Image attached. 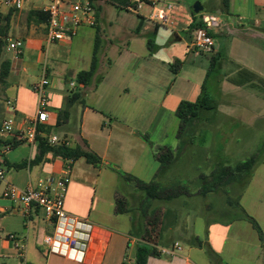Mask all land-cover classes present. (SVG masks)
<instances>
[{
	"label": "crops",
	"instance_id": "obj_1",
	"mask_svg": "<svg viewBox=\"0 0 264 264\" xmlns=\"http://www.w3.org/2000/svg\"><path fill=\"white\" fill-rule=\"evenodd\" d=\"M103 2L99 0L95 6L94 26L82 25L71 38L50 43L45 40V24L27 18L29 10H39L40 0H26L20 10L0 5V26L7 27L6 38L24 41L20 55L5 48L2 57L9 60L10 69L5 82H0V150H4L6 169L5 181H0V264H41L42 255L45 256L42 264H136L138 248L153 246L143 237L148 229L147 218L151 215H156L161 224L156 246L178 242L181 248L173 256L150 254L146 264H264V191L258 187L264 184V155L257 158L250 176L245 173L229 175V180L224 179L211 190L205 189L209 182H206L207 176L200 173L196 188L167 187L165 189L170 190V194L165 195V202L158 205H153L152 201H159V193L158 197L151 198L141 192L139 200L142 203L137 204L128 194L129 188L119 191L118 171L132 174L145 184L156 185L159 182L163 186V168L167 171L178 159L181 135L177 106L164 107L178 78L167 63L176 61L178 57L177 52H169L164 60L159 55L162 49L159 42H153L155 49L147 44L145 52L120 50L116 61L107 59L110 39L106 34L100 38L91 30V27L99 26L100 3ZM240 2L229 0L225 11L232 12ZM145 10L147 12L141 14L140 27L151 29L149 20L156 25L157 32L159 24L149 18L150 10ZM200 19L205 22L204 26L214 42L213 50L203 53L209 58L201 60L200 67L206 73L212 56L216 58L214 69L221 71L227 61H231L234 67L231 73L225 69L222 78L212 80L211 75L203 78L206 95L208 89L215 90V106L198 111L197 117L188 123L186 141H182V147L190 150L203 134L222 138L225 145L219 149L222 162L218 157L217 165H211V175L221 163L224 166L236 165L263 149L264 19L250 18L246 26L214 12H204ZM174 31L173 39L183 41L180 36L183 30L177 28ZM223 34L225 36L217 37ZM96 38L95 71L90 82L80 88L72 78H76L79 71L90 68ZM61 47H66L64 60L60 59ZM188 47L194 49L192 45ZM47 53L51 57L50 62ZM199 55L202 54L197 50L191 54L193 57ZM44 70L50 81L47 87L50 114L48 122L39 126L41 132L38 134L46 137L55 134L58 142L67 145L80 144L96 152L104 162L101 167H94L84 158H78L70 164L64 208L95 225L82 262L51 254L46 247L41 252L39 244L44 245L43 238L52 229L43 218L41 209L26 212L22 206L13 204L2 195L6 182L23 188L29 182L47 176L60 177L68 164L67 160L51 152H46L36 161L38 141L26 142L18 137L20 130L26 128L29 119L35 115L37 94L33 85ZM241 71L242 76L227 80L232 73ZM102 74L104 76L98 79ZM75 94L72 101L71 96ZM200 94L201 90L192 102ZM113 98L116 100L112 111L97 107L102 99L109 104ZM7 101L11 102L13 110ZM236 105L240 107H234ZM148 107L154 108V118L159 117L158 120L165 115L167 121H171L170 128L167 122L156 131L151 129L153 123H150L145 128L147 134L141 135L134 124L138 122L140 126ZM104 112L111 115L108 124L104 120ZM7 116L15 120L11 133L1 130V121ZM224 121L230 125L220 134V124ZM110 144L113 151L109 150ZM233 145L234 150H229ZM165 147L171 150L172 160L161 169L157 155ZM212 148L216 154L214 144H211L209 153ZM240 154L244 155L238 159ZM150 169L151 174L145 176ZM223 194L226 195L224 198ZM118 206L122 210H118ZM248 216L256 221L257 228ZM9 233L17 234L24 241V258L17 255L13 242L7 238ZM125 244H129L134 257L124 256L128 250Z\"/></svg>",
	"mask_w": 264,
	"mask_h": 264
},
{
	"label": "rangeland",
	"instance_id": "obj_2",
	"mask_svg": "<svg viewBox=\"0 0 264 264\" xmlns=\"http://www.w3.org/2000/svg\"><path fill=\"white\" fill-rule=\"evenodd\" d=\"M171 2L174 6L173 12L171 19L173 20L172 24L169 25H158V31L155 32L156 25H154L151 21L149 22V25L151 26V29L146 28L145 26L140 27L139 21L141 20V14L144 12H147L145 9L148 8L150 10V6L147 4H144L143 7L138 10V11H133L131 9H126L124 7H120L114 3L105 1L103 3H100V23L98 27H91V30L96 33L100 38L103 37L104 34L107 35V38L110 39V47H107V59H115L117 60L116 54L118 51H129V50H136L138 53L140 52H145L148 50L147 44L151 46V49H155L156 47L152 46V43L156 42V44L159 42V45L161 46L162 49H160L161 55L164 60H166L164 57L169 53V52H177V60L172 61L168 66L170 65L171 71L173 73H177V81L174 85V88H172V91L170 93V96L166 100V104L164 107H178L180 102L182 101H188L192 102V99H195L197 94L199 93V90H201L203 81L208 77L207 73H205L206 70L202 69L199 65V62L201 60H208L209 55L205 56L203 55V51L196 49H189L188 45H192L193 42V18L194 19H200V15L204 12H214L217 13V15H223L226 17H229L238 23H242L245 26L248 24V20L250 18H261L264 19V0H245V3L241 0L240 4H237L235 9L230 12V10L227 12L225 11V8L221 5L220 0H167ZM99 0H93L94 7L98 4ZM199 2V4L202 6V10H200L198 13H194L193 11V5ZM254 4H257L254 6ZM96 8V7H95ZM228 9V7H227ZM140 12V13H139ZM238 15H240L241 19L238 18ZM192 17V18H191ZM154 21V20H153ZM155 22V21H154ZM157 23V22H155ZM158 24V23H157ZM177 28H181L183 30V33H180L181 37H183V41H176L173 38V33L175 32L174 30ZM182 32V31H181ZM138 34L137 36H128V35H135ZM127 36V37H126ZM225 36L223 35H217V37ZM173 39L172 41H169L171 43H168V40ZM64 44V43H62ZM101 45H103V41L101 42ZM5 48L6 44L3 47V55L5 53ZM102 48V47H101ZM146 48V50H145ZM199 52L202 55L193 57L191 54H194L195 52ZM61 60H64V57L66 56V47H61ZM105 51V48H104ZM103 51V52H104ZM206 54V53H205ZM48 57V53H47ZM198 57V59H197ZM51 57H48V61L50 62ZM117 66L120 67V64L117 63ZM202 69V70H201ZM231 73V71L234 69L233 63L230 61H227L226 67L225 65L219 71L218 68L213 69L212 71L209 72V75L212 76V80L215 78H222L224 71ZM211 73V74H210ZM232 77L230 79H227L228 81H232V79L237 77L242 76V71L240 73H232ZM103 74L98 77L100 79ZM203 78H205L203 80ZM76 85H78L80 88H83V85L80 84L76 78H72ZM208 84V83H207ZM208 89V88H207ZM206 89V90H207ZM255 91H257V88H254ZM248 91V90H245ZM254 91V90H250ZM208 97H211L213 99L215 90L213 89H208ZM114 94V92H113ZM234 97L235 95L232 94ZM239 97V95H237ZM116 100V99H115ZM115 100L114 98L112 99V102L107 104L104 102V99L97 105V107H105L108 108L112 111L113 107L115 106ZM99 102V101H98ZM227 104H224V107H226ZM234 107H240L238 105ZM154 108L148 107L145 112V117L142 119L140 122V126H138V122L134 124V127L138 129L139 133L141 135H146V130L145 128L147 125L150 123H153L151 129H154L158 131L165 123L168 122V126L170 128L171 121L168 120L167 118L164 117L160 120L159 117L154 118ZM11 114V113H10ZM105 116V122L106 124L109 123V118H111V115L107 114L104 112ZM144 125V126H143ZM174 125V123H173ZM230 125V122H221L220 124V134L223 133L224 129L228 128ZM147 129V128H146ZM229 130V129H228ZM180 131V129H179ZM187 131H188V126L186 124L185 129L183 130V133L181 132V141H180V147L181 149L179 150L178 153V159L175 161L174 165L172 168L168 169L166 171V168H163V178L162 180L165 182L163 183V186L161 183L157 182L156 185L153 184L154 188L159 193V201H152V204H161L164 203L166 198H163L165 195L170 194V190L165 189L167 187L170 188H175V187H184L187 190L194 189L197 187L199 184L198 176L199 174L203 173L207 176L206 182H211L213 180V175H209L211 171V165L216 164L217 159H219L222 162L221 156L219 149H222V146H225L222 142V138L220 137H212L208 134L202 135L199 139H196V142H194L193 148L190 150H185V148L182 147V141H186L187 139ZM211 132V131H210ZM180 135V133H179ZM239 139V138H238ZM199 140L201 142H199ZM213 140V142H212ZM254 141V139H253ZM193 143V141H192ZM211 144L216 145V154H213V148L211 150V153H209ZM166 145H169V142H166ZM189 145H192L191 143ZM185 146V145H184ZM234 145L229 147V150H234ZM109 150L113 151V145L110 144ZM209 153V154H208ZM223 154V153H222ZM240 154L238 156V159H241ZM249 155V154H248ZM264 155V146L263 149L260 148V151L258 154H256V158L261 159ZM249 157V156H248ZM247 158V157H246ZM244 158V159H246ZM240 160L237 161V163ZM225 163V161H224ZM240 163V162H239ZM217 165V164H216ZM237 165V164H236ZM223 164L221 163L217 169H214L213 171H217L216 173H220L223 170ZM235 165H232L233 167ZM6 170V169H5ZM118 171V170H117ZM166 171V172H165ZM152 172V169L149 170L150 175ZM161 170L159 171L160 174ZM165 172V174H164ZM118 174L120 176V181L118 182V189L119 191H123L126 187L129 188L128 194L132 196V200H135L137 204L142 203L140 202V194L143 192L144 196L147 194L145 192V189L140 187L139 184L136 182L135 179L127 177V173L118 171ZM132 175V174H131ZM209 175V176H208ZM233 175V174H231ZM224 179H230L229 176L225 177ZM258 187L262 188L264 191V184L263 185H258ZM164 189V190H163ZM163 190V191H162ZM131 192V193H130ZM143 196V197H144ZM226 196L225 194L222 195L224 198ZM228 196H230L228 194ZM130 198V199H131ZM227 198V197H226ZM182 200V199H181ZM182 203V202H181ZM166 204V203H165ZM83 217V216H82ZM182 219H185V217H182ZM148 223H153L158 221L156 218V215H151L150 217L147 218ZM251 222V221H250ZM252 224V222H251ZM253 225V224H252ZM43 227V226H42ZM264 227V226H263ZM43 232V228L41 229V234ZM40 234V236H41ZM144 238H148L147 234L143 235ZM181 243L185 244L183 240H180ZM45 244L43 243L39 244V249L41 252H44L45 250ZM126 250L124 252L125 257H134V253L129 251V244H125ZM43 254V253H42ZM45 256L42 255L41 257V264L44 262ZM35 264V263H33Z\"/></svg>",
	"mask_w": 264,
	"mask_h": 264
},
{
	"label": "built area",
	"instance_id": "obj_3",
	"mask_svg": "<svg viewBox=\"0 0 264 264\" xmlns=\"http://www.w3.org/2000/svg\"><path fill=\"white\" fill-rule=\"evenodd\" d=\"M26 0H0V5L20 10ZM134 6H128L133 11L140 10L144 4L150 6L149 18L161 25L173 23L171 19L173 4L167 0H135ZM39 10L46 13L45 40L54 42L71 38L76 34L78 27L82 25L94 26L96 23V9L91 0H40ZM208 21V19H206ZM205 23V22H204ZM213 38L207 32L205 26H196L193 29L192 46L204 53L213 50ZM24 41L20 38H6V49L16 55L22 53ZM50 81L42 73L40 79L33 85L37 94L36 112L29 119L28 126L20 130L18 137L26 142H34L36 134L41 132L39 126L48 122V91ZM11 110L13 106L7 101ZM15 120L7 116L1 121V130L11 133ZM57 135L47 136L50 144L58 143ZM8 148V147H7ZM4 150H0V181H5L6 170L4 166ZM63 174L60 177L47 176L36 182H29L20 188L6 182L2 195L13 204L22 206L26 212L31 209H41L43 218L51 225L52 229L45 234L43 242L47 251L82 262L86 250L92 240V232L95 225L85 217L76 216L67 212L64 208L65 187L70 181V164L74 161L68 159ZM7 238L13 242V248L18 256L24 258L25 243L15 233L7 234ZM157 254L173 256L181 248L178 242L170 246L154 245ZM25 264V262H24Z\"/></svg>",
	"mask_w": 264,
	"mask_h": 264
},
{
	"label": "trees",
	"instance_id": "obj_4",
	"mask_svg": "<svg viewBox=\"0 0 264 264\" xmlns=\"http://www.w3.org/2000/svg\"><path fill=\"white\" fill-rule=\"evenodd\" d=\"M93 2V0H91ZM111 3H114L120 7H124L128 9V6H134L136 4L135 0H104ZM223 8L227 9L229 0H221ZM195 13V12H194ZM27 18L28 20H32L35 22H42L45 23L47 15L42 10H29L27 12ZM193 27L196 26H204L205 23L203 20L199 19H193ZM5 26H0V82L4 83L5 79L8 75L9 69H10V62L7 59H2L3 55V47L6 44V29ZM209 33V31L207 30ZM210 34V33H209ZM96 51H97V38H96V44L94 47V52L92 56V62L90 65V68L88 70H81L77 73L76 79L77 81L82 84L83 86H86L95 71L96 67ZM215 60L216 58L214 56L210 57V66L207 70V75H209V72L212 71L215 67ZM205 82V80H204ZM203 82L201 87V94L198 96V98L193 102L188 101H182L177 107L176 114L180 120L179 123V133L181 135V132L183 133V130L186 127V124L188 126V123L193 118L197 117L198 111L202 108L206 109H212L215 106V101L208 97L205 93V83ZM76 94L71 96L72 101L74 100ZM40 130V128H39ZM39 133V131H38ZM36 134V140L38 141L39 151L35 157L36 161H39L43 154L46 152H51L54 156H60L64 160L68 159H78V158H84L85 161L94 167H101L104 165L103 159L94 151L80 145H67L64 142H58L55 144H50L47 141L46 136H40L39 134ZM157 158L161 164V169L168 165L170 161L172 160V152L169 148L165 147L163 151L158 153ZM258 162V159L256 156H251L247 158L246 160L238 163L237 165L231 167V166H223V170L220 173H216L217 171H212L213 180L209 182L206 188L213 189L217 185H219L225 177L236 174V173H245L247 176H250L256 163ZM127 177L135 179L136 182L139 184L140 187L144 188L146 191V194L148 197L155 198L158 197V191L156 188H154L153 183L145 184L135 176L128 174ZM118 210H122L121 207L118 206ZM248 219L252 222L254 227H258L256 221L248 216ZM161 232V224L159 221L148 223V229L146 234L148 235V238L146 239L147 242L151 243L153 246L148 248L146 246H140L137 251V258H136V264H146V258L150 254L156 253V250L154 248V245L157 244L158 239L160 237Z\"/></svg>",
	"mask_w": 264,
	"mask_h": 264
},
{
	"label": "water",
	"instance_id": "obj_5",
	"mask_svg": "<svg viewBox=\"0 0 264 264\" xmlns=\"http://www.w3.org/2000/svg\"><path fill=\"white\" fill-rule=\"evenodd\" d=\"M201 9H202V6L199 4V2H196V3L193 5V11H194L195 13H198Z\"/></svg>",
	"mask_w": 264,
	"mask_h": 264
}]
</instances>
